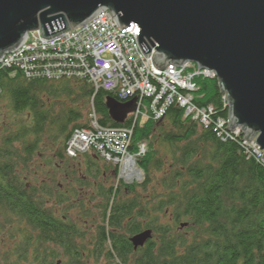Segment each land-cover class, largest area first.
<instances>
[{
	"label": "trees",
	"instance_id": "16d2710c",
	"mask_svg": "<svg viewBox=\"0 0 264 264\" xmlns=\"http://www.w3.org/2000/svg\"><path fill=\"white\" fill-rule=\"evenodd\" d=\"M195 83L193 104L212 111L208 128L176 106L140 128L133 117L117 124L106 99L120 101L85 80L28 79L0 68V104L14 116L0 121V234L14 247L0 264L12 257L15 264H264V164L242 137L215 133L228 114L217 80ZM91 105L100 127L132 131L130 154L159 138L169 161L144 153L136 163L145 180L128 184L97 152L68 157L67 142L87 126ZM38 157L45 158L35 165ZM82 169L87 181L75 176ZM108 169L113 174L104 175ZM88 187L80 201L78 189ZM152 213H167L171 223L157 226ZM145 231L151 238L134 251L131 239Z\"/></svg>",
	"mask_w": 264,
	"mask_h": 264
},
{
	"label": "water",
	"instance_id": "95a60500",
	"mask_svg": "<svg viewBox=\"0 0 264 264\" xmlns=\"http://www.w3.org/2000/svg\"><path fill=\"white\" fill-rule=\"evenodd\" d=\"M101 11L120 30L141 29L138 44L159 70L194 64L213 71L227 98L228 128L240 129L264 151V0H0V61L40 30L50 39L89 23ZM106 107L117 124L136 110V99ZM151 238L131 239L134 249Z\"/></svg>",
	"mask_w": 264,
	"mask_h": 264
},
{
	"label": "built area",
	"instance_id": "2783aa9c",
	"mask_svg": "<svg viewBox=\"0 0 264 264\" xmlns=\"http://www.w3.org/2000/svg\"><path fill=\"white\" fill-rule=\"evenodd\" d=\"M140 30L135 24L120 30L112 14L101 11L86 25L50 39L42 37L40 32L33 33V37H28L18 49L1 59L0 68L15 69L28 79L54 81L66 76L88 77L97 91L112 93L121 103L136 99L138 114L147 109L154 121L162 119L172 106H176L184 110L186 117L195 116L194 120L208 128L212 124V111L195 106L192 93L196 90L195 79L215 80L214 72L198 70L192 64L170 65L159 70L152 62L154 50L151 49L147 58L138 44ZM145 99L151 103L144 108ZM223 102L227 108L225 95ZM96 120L93 118L90 129L72 134L67 154L73 158L79 153L97 152L120 168L121 179L133 181L135 175L130 172L131 166L136 165V158L128 151L132 131L100 127ZM226 127L228 120L217 121L214 131L218 137H242L241 144L246 152L264 164V151L260 147L253 141L243 140L240 129L231 131ZM143 147L137 156H143Z\"/></svg>",
	"mask_w": 264,
	"mask_h": 264
},
{
	"label": "rangeland",
	"instance_id": "374dc122",
	"mask_svg": "<svg viewBox=\"0 0 264 264\" xmlns=\"http://www.w3.org/2000/svg\"><path fill=\"white\" fill-rule=\"evenodd\" d=\"M37 32H40L41 33V31L40 30H37V31H33V32H30L29 34H28V37H33V35H37L38 33ZM34 33V34H33ZM62 33H65V32H62ZM33 34V35H32ZM61 34V33H60ZM42 35V34H41ZM59 35V34H58ZM57 36V35H56ZM56 36H54V37H56ZM192 66L193 67H195L196 69H198L197 68V66L196 65H194V64H192ZM190 70H192V72H193V70H194V68H192V69H190ZM216 77V76H215ZM62 80H80V81H83V80H85L86 82H88V84H90L93 88H94V90H95V92H97V89L95 88V86H94V84L93 83H91L90 82V79L88 78V77H85V78H78V77H65V78H61V79H59V80H49V81H52V82H59V81H62ZM194 83H195V80H194ZM196 84V83H195ZM196 86V89H197V84L195 85ZM99 91V90H98ZM100 91H102V90H100ZM196 91V90H195ZM194 91V92H195ZM222 96H224V95H222ZM132 100H134V99H132ZM131 100V101H132ZM130 102V101H129ZM127 103V102H126ZM151 102H150V100H148V99H145L144 100V108H145V106H147L148 104H150ZM139 112L137 111V101H136V110L134 111V112H132V113H130V114H128V116H127V118L128 117H133V126H135L136 125V122L138 123V126L140 127V128H142V127H144L149 121H153V122H157V121H161L162 119H160V120H153V117L151 116V113L146 109L145 111H141V113L140 114H138ZM183 113H184V116H185V112H184V110H183ZM186 117V116H185ZM227 117H228V114H227ZM93 118H97L96 116H95V114H94V110L92 109V105L90 106V108H89V110L88 111H86L85 113H84V115H83V118H82V121H81V124H85V125H87L85 128H83V129H90V127L92 126V122H93ZM127 118H126V120H127ZM192 119L193 118H195V116H192L191 117ZM14 119V116H10L9 115V106H8V103H6V101H3V102H1V104H0V121L3 123V122H6V121H10V120H13ZM129 119V118H128ZM226 121H227V119H226ZM96 122H97V124H98V118H97V120H96ZM1 130V129H0ZM235 131V130H234ZM0 133H1V131H0ZM71 139V138H70ZM70 139L68 140V142H67V146H66V150H65V154L69 157V155L67 154V149H68V144H69V142H70ZM158 139L159 138H155V139H153V140H147V145L145 144V143H140L139 145H138V150L135 152V154H130V155H133V156H135V158H136V160H141L142 158H143V156H137L138 155V153H139V151H140V147H142V146H144L142 149H144V153L147 155V157H148V160H153L154 158H157V159H162L163 158V160L165 161V162H167V161H169L168 160V158H166L167 156H170V154H169V150H168V148H167V145H165L164 143H162L161 141H158ZM131 141H132V136H131ZM253 143H255L256 144V142L253 140ZM131 145V144H130ZM257 145V144H256ZM258 146V145H257ZM259 147V146H258ZM130 152V151H129ZM79 154H83V153H79ZM144 155V154H143ZM66 156V157H67ZM44 158L45 157H43V158H40V157H38V158H35L34 159V161H35V165H40L41 163H42V161L44 160ZM49 158H52V156H51V154H47V156H46V159H49ZM78 158V157H77ZM77 158H75V159H77ZM145 158V157H144ZM69 159V158H68ZM75 159H69V160H73V162H75L76 160ZM53 163H56V162H58L59 163V161H55L53 158H52V160H51ZM72 167L73 168H75L76 166H74V165H72ZM132 167V171L130 172V174H133V175H135V178H134V180L133 181H131V180H128V181H131V182H126V183H128V184H130V183H132V182H140V181H144L145 180V174H144V172L143 171H141V169H139V167H138V162L136 163V165H135V163H134V165H132L131 166ZM81 168H83V166L81 167ZM119 170H120V168H119ZM82 171V172H81ZM121 171H123V168L121 169ZM150 171H152V170H150ZM32 172H34V171H32ZM128 172H129V170H128ZM29 172H27L26 173V175L28 174ZM35 173V172H34ZM81 173L84 175L85 173H84V171H83V169L82 170H80L79 172H78V174L77 175H75L76 176V178L78 177L80 180H85V181H87V179H85V176H82L81 175ZM122 175H123V173H122ZM125 177V176H124ZM82 178V179H81ZM136 179V180H135ZM78 180V179H77ZM89 182L91 181V180H88ZM91 182H93V181H91ZM90 182V183H91ZM124 182V181H123ZM87 184V183H86ZM91 184H93V183H91ZM75 186V185H74ZM75 188H78V186H75ZM78 190H80V193L79 192H77V194H80V201H83L82 199L85 197V195L87 194V192L89 193V191H91V188H89L88 187V189L87 188H85L84 190L83 189H81V188H79ZM96 212V211H95ZM71 213H73V212H71ZM148 221H152L154 224L156 223V225L157 226H165V225H167L168 223H171V221H170V216L169 217H167V213H160V214H157V213H152L151 215H149L148 216ZM177 230H178V227H177ZM5 232H8V230H6ZM4 232V233H5ZM183 233L185 234V235H189V233L188 232H186V231H183ZM5 235L6 234H0V256L1 255H3V253L4 252H6V250H7V248L8 249H11V248H14L13 247V242H12V240H10V243H9V246H8V244L6 243V242H2V240H4V238H5ZM13 259L11 260V262H10V264H15L14 263V259H15V257H12ZM2 260V259H1ZM23 264H29L28 262H24Z\"/></svg>",
	"mask_w": 264,
	"mask_h": 264
},
{
	"label": "flooded vegetation",
	"instance_id": "af4514ba",
	"mask_svg": "<svg viewBox=\"0 0 264 264\" xmlns=\"http://www.w3.org/2000/svg\"><path fill=\"white\" fill-rule=\"evenodd\" d=\"M102 167H106L107 165H103L101 164ZM109 167V166H108ZM107 173H109V175L113 174L112 170L111 169H108L107 171L104 172V175H107ZM128 237H131V236H128ZM130 242V241H129ZM133 245V244H132ZM140 249L143 248V247H139ZM134 251L138 250L137 249H133Z\"/></svg>",
	"mask_w": 264,
	"mask_h": 264
}]
</instances>
